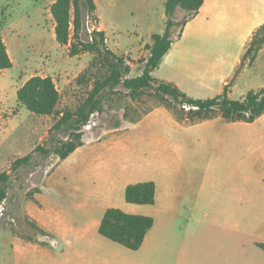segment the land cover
Masks as SVG:
<instances>
[{"label": "crops", "instance_id": "obj_1", "mask_svg": "<svg viewBox=\"0 0 264 264\" xmlns=\"http://www.w3.org/2000/svg\"><path fill=\"white\" fill-rule=\"evenodd\" d=\"M93 1L95 30L131 73L140 57L145 63L152 34L165 30V0ZM263 23L264 0H204L151 75L189 96L213 97ZM262 87L264 46L230 96ZM82 142L42 178L24 217L4 221L0 264H264V113L252 122L217 115L183 123L158 105ZM144 181L155 184L154 202H127L126 186ZM112 207L153 219L138 249L99 233Z\"/></svg>", "mask_w": 264, "mask_h": 264}, {"label": "trees", "instance_id": "obj_2", "mask_svg": "<svg viewBox=\"0 0 264 264\" xmlns=\"http://www.w3.org/2000/svg\"><path fill=\"white\" fill-rule=\"evenodd\" d=\"M204 0H165V30L161 34H152V43L148 46L146 58L140 75L129 77L130 67L123 56L115 54L104 42L102 31H95L92 41L70 42L72 36L78 37L82 24L83 10L90 14L95 9L93 0H55L50 5V13L54 20V37L61 45H69V53L76 55L81 51L96 52V59L105 69V74L93 82L92 89L75 109L57 111L60 93L51 76L35 74L30 76L16 90L17 102L36 115H53L59 117L54 128L65 127L68 139L55 147L52 152L59 159L65 158L75 148L82 145L81 128L89 117L100 109V94L105 88L113 89L121 84L129 92L132 99L141 97L151 89L160 105L169 109L179 122L195 123L211 119L217 115L227 122H252L264 113V87L247 91L241 98L230 96V87L239 71L251 65L258 51L264 46V23L255 29L241 56V61L233 76L227 81L222 91L209 98L192 97L184 93L176 84L157 79L151 72L157 68L168 52L173 41L172 27H181L199 10ZM177 9L185 12L180 21H175ZM72 30V32H71ZM181 33V32H180ZM179 33V35H180ZM178 35V36H179ZM177 36V37H178ZM12 67V60L0 34V70ZM44 156H49L50 149L37 146ZM32 154L15 159L11 164V172L30 163ZM10 173L0 172V206L6 199ZM125 200L133 204H152L155 198V184L144 181L128 184L124 191ZM153 224L150 216L129 214L119 208H108L100 221L99 233L129 249H138L147 230ZM264 250V244H260Z\"/></svg>", "mask_w": 264, "mask_h": 264}, {"label": "rangeland", "instance_id": "obj_3", "mask_svg": "<svg viewBox=\"0 0 264 264\" xmlns=\"http://www.w3.org/2000/svg\"><path fill=\"white\" fill-rule=\"evenodd\" d=\"M50 3L51 0H0V32L12 60L11 68L0 70V172L10 173L6 199L1 204L0 236L9 230V222L5 220L24 217L23 204L33 198L42 178L59 160L52 150L68 139L64 126L53 127L59 116H42L28 111L17 102V88L32 75L51 76L60 93L56 109L61 112L67 108L75 109L92 89L94 80L105 74V69L96 59V52L69 53L70 42L79 46V42L88 40L85 31L87 13L83 10L78 37L72 36L69 44L58 46ZM184 14L174 15L175 21H180ZM89 16L94 20L91 13ZM180 32V26L172 27L173 37ZM53 55L59 61L50 64ZM143 59L140 57L136 61L129 77L141 72ZM240 95L241 89L234 88L232 97L239 98ZM100 100V109L91 114L81 128V139L87 135L113 132L160 105L151 89L132 99L121 84L112 90L105 88ZM37 146L50 149L51 153L44 156L34 150ZM29 153L32 154L30 163L11 172L12 162Z\"/></svg>", "mask_w": 264, "mask_h": 264}, {"label": "built area", "instance_id": "obj_4", "mask_svg": "<svg viewBox=\"0 0 264 264\" xmlns=\"http://www.w3.org/2000/svg\"><path fill=\"white\" fill-rule=\"evenodd\" d=\"M85 31L88 37V41L93 40V34L96 31L94 28V20H92L87 14L86 19H85ZM2 215V207L0 206V216Z\"/></svg>", "mask_w": 264, "mask_h": 264}]
</instances>
